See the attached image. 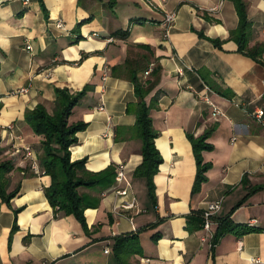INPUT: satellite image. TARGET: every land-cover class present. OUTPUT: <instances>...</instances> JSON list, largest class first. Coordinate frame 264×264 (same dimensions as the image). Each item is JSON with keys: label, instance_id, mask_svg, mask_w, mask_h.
Masks as SVG:
<instances>
[{"label": "crops", "instance_id": "0c3cea01", "mask_svg": "<svg viewBox=\"0 0 264 264\" xmlns=\"http://www.w3.org/2000/svg\"><path fill=\"white\" fill-rule=\"evenodd\" d=\"M246 3L253 48L264 44V0ZM172 13L167 36L162 22ZM238 24L232 0H0V162L13 166L6 193L17 190L9 204L0 196V264L264 259V115L257 118L264 111V66L231 39ZM151 68L155 72L147 75ZM135 72L156 81L146 98L163 159L155 200L147 179L134 177L143 161ZM57 90H86L69 118V124H87L70 149L71 161L86 159L91 173L123 167L138 213H113L120 202L114 182L78 189L100 201L84 213L87 228L74 215H56L45 193L52 178L42 174L43 137L33 133L27 115L39 107L53 115ZM206 134L212 147L202 153L208 180L193 193L198 168L190 137ZM217 201L214 236L224 220L259 232H227L213 247L200 217ZM122 237L128 241L117 254Z\"/></svg>", "mask_w": 264, "mask_h": 264}, {"label": "trees", "instance_id": "16d2710c", "mask_svg": "<svg viewBox=\"0 0 264 264\" xmlns=\"http://www.w3.org/2000/svg\"><path fill=\"white\" fill-rule=\"evenodd\" d=\"M232 1L238 14L239 24L238 28L231 34V39L236 42L241 53L246 54L253 61L264 66V44L258 43L255 47L249 48L251 23L248 19L246 0ZM212 43L216 47H221L220 40H212ZM152 72H155V70ZM131 81L138 99L135 130L142 141L141 153L143 157L141 165L134 172V177L147 179L149 194L155 200L154 177L158 173L163 159L155 145L157 133L154 130L150 116L152 104L149 106L146 98L155 86L156 81H143L137 72L132 73ZM85 92L86 90L71 94L67 90H57L55 113L50 115L45 108L39 107L27 115V123L33 133L43 137L44 157L41 160V167L44 173L52 178V185L45 191L50 205L54 208L56 215L60 212L74 215L83 227L87 228L84 213L89 208H97L100 201L88 196H81L78 193V189L81 187L89 189L99 186L110 187L115 182L117 170L116 167L110 166L99 173H91L85 169L86 159L71 161L70 149L79 143L77 133L84 131L87 128V124L83 122L69 124V118L73 109L79 105L84 97ZM208 136L206 134L197 139L190 137L198 168L193 193H197L202 184L208 180L209 165L204 164L202 158V153L212 148L207 142ZM12 169L13 166L9 161L0 162V196L2 201L7 204L17 194V190L10 194H7L5 190L6 175ZM200 220L201 226H203L202 215ZM227 232L235 233L237 236L242 237L250 233L259 232V229L251 226H236L228 220L219 221V229L213 238V247L217 244L220 237ZM127 241V237H122L116 241L115 252L117 254L121 253V250L126 247ZM128 246H130V243Z\"/></svg>", "mask_w": 264, "mask_h": 264}, {"label": "built area", "instance_id": "2783aa9c", "mask_svg": "<svg viewBox=\"0 0 264 264\" xmlns=\"http://www.w3.org/2000/svg\"><path fill=\"white\" fill-rule=\"evenodd\" d=\"M176 14H167L165 15V18L162 22L163 27L166 29V35L168 36L169 30L172 27L173 23L175 22ZM58 27H61V24L58 25ZM152 72V68L146 72L147 75H149ZM208 89V87H207ZM28 89H21L20 93H27ZM209 102V100L207 99ZM103 108H100L102 110ZM216 113H218L216 111ZM264 115V111H259L257 113V118L262 119ZM27 151H30L29 148H27ZM32 170L39 174L42 171L40 170V166L36 161L33 159L32 161ZM44 174V172H42ZM115 189L113 190L117 197L119 198L120 202L113 207V213L119 214L121 212H136L138 213V202L135 196L132 193L131 188V182L128 178L127 174L125 173V169L123 167H119L117 169V174L115 178ZM221 209V201L217 202H211L207 205V208L202 213L203 218V229L210 233L212 236V226L214 225V217L215 215L220 211ZM106 253H109V250H106ZM250 262L252 264H264V259L261 258H251Z\"/></svg>", "mask_w": 264, "mask_h": 264}]
</instances>
